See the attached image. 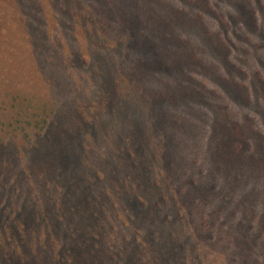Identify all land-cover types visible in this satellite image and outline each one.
Wrapping results in <instances>:
<instances>
[{
	"label": "rangeland",
	"instance_id": "1",
	"mask_svg": "<svg viewBox=\"0 0 264 264\" xmlns=\"http://www.w3.org/2000/svg\"><path fill=\"white\" fill-rule=\"evenodd\" d=\"M7 2L0 262L75 261L59 236L83 178L101 210L89 233L118 252L151 264L155 220L180 236L168 264H264V0H107L126 20L95 0Z\"/></svg>",
	"mask_w": 264,
	"mask_h": 264
},
{
	"label": "trees",
	"instance_id": "2",
	"mask_svg": "<svg viewBox=\"0 0 264 264\" xmlns=\"http://www.w3.org/2000/svg\"><path fill=\"white\" fill-rule=\"evenodd\" d=\"M6 4H8L5 0ZM95 5L97 8L94 9L95 13H101L104 14V19H107L108 15L111 14V18H114V20H126L123 16L124 10L119 8H111L107 5V0H95ZM104 2H106V5H104ZM97 4V5H96ZM123 10V11H122ZM106 25L103 26V28ZM106 28V27H105ZM119 29V28H118ZM120 30H124V28H121ZM107 31V30H106ZM109 31V30H108ZM98 34V33H97ZM17 101H18V97ZM25 100L28 103H32L34 101V98L30 95H26ZM20 115V113H19ZM29 115V114H28ZM34 114H30L29 119L32 120ZM30 121H26V123H29ZM38 125L41 124L40 122H37ZM29 125V124H28ZM43 125V124H42ZM168 166L170 169H173L175 167V164L173 160H169ZM174 173L170 174L169 178L172 179V175ZM181 173L177 172V175L179 176ZM75 186L73 187L74 195L71 197V201L73 205L71 206L72 214L75 215V222H69L71 234L67 236L65 235L64 230H62V235H60V239L62 240V251L68 256H74L75 261L71 262L70 264H87L88 262H92L93 264H99L102 262H106L107 264H149L146 263L141 257L140 252L137 250H134L133 247L124 244L123 249L118 252L116 248L113 246V244L110 242V240L107 238L106 234L102 235V233L99 234L100 231L95 230L96 232H93L92 234L89 233L91 230V227L96 224V226H101V210L100 206L96 207L94 204V198H95V191L97 190L96 186L94 185L91 180L86 181L83 178H81L78 183L74 181ZM174 185H177L176 183ZM157 186V185H154ZM176 192H178V189H175ZM178 190V191H177ZM137 204L142 205V200L137 199ZM135 203V202H133ZM147 203L143 204L141 207L144 208ZM150 206H152V203H149ZM148 205V208L150 207ZM136 207V203L134 204ZM147 208V207H146ZM143 209V210H146ZM139 216L142 214V212H138ZM82 216H85L87 220L85 222H81L77 218H81ZM141 219L148 218V216L142 215L140 217ZM33 222V214H28L26 216L25 221ZM99 219V220H98ZM66 220V218H64ZM140 222V221H139ZM51 223V222H50ZM144 224L143 222H140ZM65 224H68V221H65ZM64 227V223L63 226ZM146 231H147V242L149 243L148 249L156 251L155 256H152V259L150 257H146L147 260L151 262V264H168L170 263L171 256L174 253L177 252V238L180 241V236L176 234L177 232L172 231L169 229V227H165L164 230H161V226L159 225L158 221H148V223L145 225ZM61 230V229H60ZM154 235L157 237L154 238ZM102 237L107 238V245L108 247H102L101 246V239ZM125 247V250H124ZM156 248V250L154 249ZM49 253V252H48ZM47 253V254H48ZM47 254H45L44 257V264H62L61 262V256L63 254L60 253V255H55L54 258H51V263L47 261ZM56 254V253H55ZM172 257V258H173ZM0 264H38L35 259H24L20 260L16 257H6L2 258V261ZM68 264V263H67Z\"/></svg>",
	"mask_w": 264,
	"mask_h": 264
}]
</instances>
